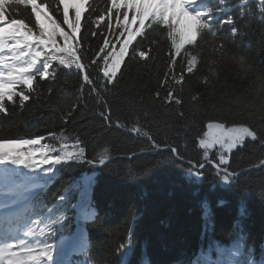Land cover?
Masks as SVG:
<instances>
[{
  "label": "trees",
  "instance_id": "16d2710c",
  "mask_svg": "<svg viewBox=\"0 0 264 264\" xmlns=\"http://www.w3.org/2000/svg\"><path fill=\"white\" fill-rule=\"evenodd\" d=\"M37 2L49 5L67 29L58 0ZM110 5L111 0H91L81 17L77 39L91 84L75 68L54 63V74L43 81L37 77L23 107L15 97L14 103L5 101L7 114L0 113V142L42 138L39 146L47 144L54 157L85 152L82 159L55 165L31 203L25 227L43 231L46 241L61 231L69 234L78 209L87 204L94 210L82 223L89 240L87 264H121L120 249L123 264H264V146L246 140L219 170L212 166L219 163L217 152L205 158L199 147L209 123L264 129V3L202 0L215 17L216 36L205 33L198 40L201 47L186 46L188 54L182 50L171 72L167 30L153 25L133 41L149 58L140 59L130 48L115 82L105 87L91 59L104 37L116 43L120 30L115 16L112 30L107 20L93 21ZM69 15L74 16L71 8ZM229 17L233 24L220 23ZM10 18L36 30L30 6H17ZM221 43L224 55L214 51ZM193 53L197 66L188 73ZM181 72L185 80L177 85L171 76ZM169 90L172 101L165 99ZM193 163L205 164L197 168L202 180L190 175ZM225 169L234 174L228 189L219 179Z\"/></svg>",
  "mask_w": 264,
  "mask_h": 264
},
{
  "label": "snow or ice",
  "instance_id": "6c2138e0",
  "mask_svg": "<svg viewBox=\"0 0 264 264\" xmlns=\"http://www.w3.org/2000/svg\"><path fill=\"white\" fill-rule=\"evenodd\" d=\"M200 0H111V5L106 9V15L101 13L93 24L99 25L107 20L109 30L113 29L112 18L115 16V28L119 34L116 36V43H112L108 37H104L103 46L96 53V58L91 59L92 65H98V70L102 73L105 87L113 84L117 73L121 68L125 57L131 52L135 53L142 60L149 58V53L144 50H136L133 41L137 37L144 35L145 30L152 28L153 25H160L167 30V40L170 41L171 49L169 53V63L167 65L171 72L178 63L177 58L188 54L186 46L192 45L201 47L198 40L207 33L216 36L214 30L215 17L210 8H197ZM264 3V0H262ZM87 0H58L57 10L63 6V24L67 29L57 22L49 12V5L38 3L37 0H0V113L7 114L8 110L5 101L14 103V98L19 97L20 106L30 99V93L35 91L34 84L37 77L41 81L54 74V63L66 69L75 68L78 70L86 84H91L88 69L83 63L80 55L82 42L77 39L81 32V17L85 11ZM30 6L31 14L35 18V29L29 26L24 20L10 18V11L17 6ZM72 9L74 16L70 17L69 9ZM121 9L123 11L121 12ZM131 13V16H129ZM121 16L123 19L121 20ZM146 21L149 23L146 24ZM221 24H233L229 17L220 21ZM136 25V27H133ZM236 29H232V34H236ZM92 36H97L96 31H92ZM100 35H103L100 33ZM224 44L221 43L219 49L224 55ZM117 48L119 49L117 51ZM197 55L191 54L187 59L188 73H192L197 66ZM102 61V63H101ZM241 65L243 61H240ZM214 74V73H213ZM171 80L177 85L185 80L183 72L179 76L172 75ZM167 80H165V84ZM264 83V80H262ZM92 91H97L95 88ZM173 91L166 93L165 99L172 101ZM175 104L180 105L181 99L176 98ZM71 111L68 115L71 116ZM103 115V114H102ZM104 119L111 123L110 117ZM209 132L204 134L205 138L199 141V147L205 149V158L208 157L207 149L218 146L221 149L219 163L212 166L217 170L221 165H227L229 158L224 153H231L237 147L243 145L246 140L259 141L264 146V129H256L252 125L239 124L226 128L223 123L208 124ZM42 138L20 139L16 141L0 142V165L5 166L4 172L9 173L11 169L7 166L24 167L35 170L42 165H60L63 161H76L85 155L84 149L79 152L62 153L54 158L47 154L49 146L41 147ZM175 153L176 150L173 149ZM92 163L91 160L88 161ZM104 161H101L103 164ZM264 164V161H262ZM204 163L198 166L193 163L190 165V175L197 179H202V172L197 168L203 169ZM52 169H49L51 172ZM224 175L219 179L224 184L230 183V178L234 175L225 169ZM19 187V185H17ZM64 217H61L63 219ZM58 222V221H57ZM18 248L19 251H14ZM52 245L45 244L38 250L34 246H28L24 241L19 244L9 243L0 248V258H7V264H54L52 255Z\"/></svg>",
  "mask_w": 264,
  "mask_h": 264
},
{
  "label": "rangeland",
  "instance_id": "374dc122",
  "mask_svg": "<svg viewBox=\"0 0 264 264\" xmlns=\"http://www.w3.org/2000/svg\"><path fill=\"white\" fill-rule=\"evenodd\" d=\"M2 55L3 54L0 53V56H2ZM0 71H2V69H0ZM209 131H210V129H209ZM36 147H39V146H36ZM221 151L222 150L219 149L218 146H214L211 149H207L208 156L211 153H213V152H217L218 160H219V156L221 154ZM71 152L72 151H65L63 153H71ZM204 153H205V149H204ZM47 154L49 155L50 158H54V156H51L49 151H47ZM224 155H226L228 157L230 155V153H224ZM204 157H205V155H204ZM10 174H11V172H9V173H5V172L0 173V204H4L6 202V198L9 197L12 194V192H14V191H15V193L19 192V191H22L20 193L15 194L14 202L25 200V198L27 197L28 193H30L33 190L38 189V187L40 185L39 182H41V180L44 179L47 176V172H45L44 169H41L40 167H38L34 171L32 170L31 173L28 175V177L25 180H22L20 182L19 187H17L14 184L10 185V187H7L8 193L6 194L3 191L6 188L5 184L7 182H10Z\"/></svg>",
  "mask_w": 264,
  "mask_h": 264
},
{
  "label": "water",
  "instance_id": "95a60500",
  "mask_svg": "<svg viewBox=\"0 0 264 264\" xmlns=\"http://www.w3.org/2000/svg\"><path fill=\"white\" fill-rule=\"evenodd\" d=\"M224 186H225L226 188H228V187H229V184H225Z\"/></svg>",
  "mask_w": 264,
  "mask_h": 264
},
{
  "label": "bare ground",
  "instance_id": "6f19581e",
  "mask_svg": "<svg viewBox=\"0 0 264 264\" xmlns=\"http://www.w3.org/2000/svg\"><path fill=\"white\" fill-rule=\"evenodd\" d=\"M88 1V0H87ZM69 2L71 3V2H75V0H69Z\"/></svg>",
  "mask_w": 264,
  "mask_h": 264
},
{
  "label": "clouds",
  "instance_id": "9594fccd",
  "mask_svg": "<svg viewBox=\"0 0 264 264\" xmlns=\"http://www.w3.org/2000/svg\"><path fill=\"white\" fill-rule=\"evenodd\" d=\"M243 58H241V60H242Z\"/></svg>",
  "mask_w": 264,
  "mask_h": 264
}]
</instances>
